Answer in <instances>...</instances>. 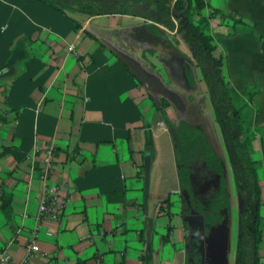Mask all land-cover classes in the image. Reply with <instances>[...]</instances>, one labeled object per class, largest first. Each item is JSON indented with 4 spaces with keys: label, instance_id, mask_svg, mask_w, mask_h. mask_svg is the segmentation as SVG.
I'll use <instances>...</instances> for the list:
<instances>
[{
    "label": "crops",
    "instance_id": "0c3cea01",
    "mask_svg": "<svg viewBox=\"0 0 264 264\" xmlns=\"http://www.w3.org/2000/svg\"><path fill=\"white\" fill-rule=\"evenodd\" d=\"M206 1L203 15L214 8L227 18L228 36L221 35L217 18L210 20V33L230 88L242 98L257 91L248 127L263 128L252 148L259 164L264 264V0ZM100 18L112 19V30L136 21L143 32L140 18L65 17L31 0H0V196L11 197L8 214L0 199V252L6 249L12 264L26 258L45 187L35 148L53 149L47 184L67 202L59 222L44 224L38 252L26 264L187 263L173 120L167 119L171 104L166 100L163 111L161 95L145 91L104 46L132 61L98 31ZM234 21L240 23L232 26ZM208 131L216 143L214 130ZM229 203L231 212L230 196Z\"/></svg>",
    "mask_w": 264,
    "mask_h": 264
},
{
    "label": "trees",
    "instance_id": "16d2710c",
    "mask_svg": "<svg viewBox=\"0 0 264 264\" xmlns=\"http://www.w3.org/2000/svg\"><path fill=\"white\" fill-rule=\"evenodd\" d=\"M31 1L65 17L81 14L140 18L144 22L143 32L154 46L167 39V32L180 36L206 86L235 190L242 202L234 264H260L259 251L263 239L261 187L259 164L253 159L252 143L256 133L262 132L263 128L252 131L248 127L257 91L249 90L242 98L232 90L223 75V57L215 53L216 38L214 33H210V20L219 19L218 25L225 29L221 35L228 36L225 14L209 8L208 14L203 15V9L209 7L206 0ZM179 12L182 15L177 17ZM237 23L240 21L232 22V26ZM157 104L163 111L169 105L162 98ZM170 130L181 191L186 264H224L226 249L221 250L220 238L229 227L230 203L221 160L200 129L181 121L178 127L170 125ZM202 186L207 187L206 192L202 191ZM0 199L1 208L8 214L11 197L2 194Z\"/></svg>",
    "mask_w": 264,
    "mask_h": 264
},
{
    "label": "rangeland",
    "instance_id": "374dc122",
    "mask_svg": "<svg viewBox=\"0 0 264 264\" xmlns=\"http://www.w3.org/2000/svg\"><path fill=\"white\" fill-rule=\"evenodd\" d=\"M135 22H125L120 30H112V19L100 18L95 21V24L100 27L98 31L101 34H108L109 39L120 51L130 57L133 63L149 76L157 78L163 85L161 97L171 104L167 111V119L173 120L175 127H178L180 121H185L193 127L204 129L209 144L221 159L224 177L229 185L232 209L229 215V227L220 238V246L222 251L226 249L224 264H234L241 200L231 188L232 172L219 128L214 122L206 86L200 79L198 70L190 62L184 47H180L179 35L167 32V39H163L159 45L154 46L147 35L136 28ZM221 30L225 31V29ZM178 43H180L179 46ZM162 47L163 50H157ZM210 128L215 132L216 143L208 131ZM206 190L207 187L202 186V191L206 192ZM228 243L231 249L228 248Z\"/></svg>",
    "mask_w": 264,
    "mask_h": 264
},
{
    "label": "built area",
    "instance_id": "2783aa9c",
    "mask_svg": "<svg viewBox=\"0 0 264 264\" xmlns=\"http://www.w3.org/2000/svg\"><path fill=\"white\" fill-rule=\"evenodd\" d=\"M34 154L39 155L41 158L39 179L45 184V187L38 200L35 226L25 245L26 258L21 264H26L27 260L38 252V239L44 224L59 222L63 217L67 202L57 186L47 184L48 178L54 169L53 149L46 148L40 150L35 148ZM0 264H12L11 256L6 249L0 252Z\"/></svg>",
    "mask_w": 264,
    "mask_h": 264
},
{
    "label": "water",
    "instance_id": "95a60500",
    "mask_svg": "<svg viewBox=\"0 0 264 264\" xmlns=\"http://www.w3.org/2000/svg\"><path fill=\"white\" fill-rule=\"evenodd\" d=\"M181 12L177 13L176 16L180 17ZM104 46L118 59L122 64L133 74V76L142 85L145 91L153 96L161 95L163 93V85L155 77L149 76L145 71L138 67L133 61L127 59L122 54L117 52L111 46L104 44ZM145 181L148 183V174H145Z\"/></svg>",
    "mask_w": 264,
    "mask_h": 264
}]
</instances>
